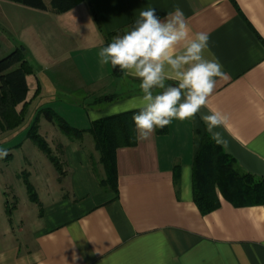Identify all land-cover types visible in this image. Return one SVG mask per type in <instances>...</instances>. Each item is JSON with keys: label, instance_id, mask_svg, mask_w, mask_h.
Wrapping results in <instances>:
<instances>
[{"label": "crops", "instance_id": "obj_1", "mask_svg": "<svg viewBox=\"0 0 264 264\" xmlns=\"http://www.w3.org/2000/svg\"><path fill=\"white\" fill-rule=\"evenodd\" d=\"M149 7L161 20L179 7L193 33L209 34L204 56L227 75L202 106L264 159V0H85L60 13L0 0V59L22 46L39 69L18 111L32 106L33 122L49 108L82 132L71 138L39 115L37 132L61 171L39 148L47 162L26 160L11 174L0 165V264H264V203L234 206L216 188L215 210L202 213L193 200V163L207 133L196 114L145 140L132 119L129 145L111 154L114 186L102 185L106 170L89 129L135 112L141 93L138 79L114 74L98 53ZM9 150L2 160L13 159Z\"/></svg>", "mask_w": 264, "mask_h": 264}, {"label": "clouds", "instance_id": "obj_2", "mask_svg": "<svg viewBox=\"0 0 264 264\" xmlns=\"http://www.w3.org/2000/svg\"><path fill=\"white\" fill-rule=\"evenodd\" d=\"M156 13L152 7L141 11L131 30L115 36L98 53L102 64L110 63L125 77L140 81L132 119L141 140L173 120L193 117L216 87V78L227 75L218 61L204 56L209 34L193 33L179 7L163 20ZM169 80L174 83L167 84ZM6 155L0 150V157Z\"/></svg>", "mask_w": 264, "mask_h": 264}, {"label": "trees", "instance_id": "obj_3", "mask_svg": "<svg viewBox=\"0 0 264 264\" xmlns=\"http://www.w3.org/2000/svg\"><path fill=\"white\" fill-rule=\"evenodd\" d=\"M23 5L36 9H49L51 12H64L77 3L85 0H48L47 7L45 0H12ZM109 44L106 42L105 46ZM27 66L31 71L27 59V52L24 47L17 46L14 51L3 59H0V126H5L7 130L16 128L21 121L22 115L16 116L15 107L24 102L26 91L28 90L25 72L22 68L8 70L11 65L18 62ZM112 66V65H111ZM117 74L119 68H113ZM100 100H111V97H102ZM135 112L125 113L114 119H106L94 122L90 133L94 136L96 148L101 152V161L106 170L107 178L102 181L103 186L113 188L114 162L112 159L113 150L119 145H129L131 139L132 117ZM43 115L46 120L56 124L60 131L67 136L79 137L81 131L71 128L60 117L49 108L41 109L38 116ZM37 116V117H38ZM28 129V138L38 148L44 152L57 170L61 171L58 161L51 155V151L45 140L38 134L37 119ZM113 121V122H112ZM164 129V128H163ZM163 129H159L162 131ZM164 131V130H163ZM194 164L193 177V200L202 213L215 210L219 201L216 197L215 189H219L221 194L234 206L256 205L264 203V177L245 172L240 168L235 160L226 155L223 149L214 141L209 134H204L200 139V146L197 149ZM28 197L32 202H38L37 196L27 177L23 178Z\"/></svg>", "mask_w": 264, "mask_h": 264}, {"label": "rangeland", "instance_id": "obj_4", "mask_svg": "<svg viewBox=\"0 0 264 264\" xmlns=\"http://www.w3.org/2000/svg\"><path fill=\"white\" fill-rule=\"evenodd\" d=\"M45 3L47 5V7H49V2L48 0H45ZM15 48L12 50L14 51ZM10 51V52H12ZM10 52H8L7 54L9 55ZM7 54L4 56L6 57ZM4 57H2L1 59H3ZM27 59L29 62V66L31 67V71L27 70V66L23 65L22 61L18 62L14 65H11V67L8 70H15L17 68H22L23 72H25V78L26 79V84H27V88L28 90L26 91V98H27V94L28 92L30 93L29 98H32V94H34L36 88H35V84H34V78H38V68L36 67L37 65H35L36 63L33 62V60L30 59L29 55L27 54ZM28 76H31L29 78V82L30 84L32 83V91H29V85H28ZM33 81V82H32ZM25 98V100H26ZM23 103V102H22ZM20 103V104H22ZM36 105H39V103H42V99H40L39 97L33 102ZM18 104V105H20ZM24 104V103H23ZM18 105L15 107L16 110V116H19L18 113L20 115H22V111H18ZM20 108V107H19ZM31 110H33V107H30V112H27V115H24L21 117V121L20 124L14 128V129H10L7 130L5 128V126H0V150H5L10 148V152L14 151V157H12V160H2L4 159L3 157H0V165L2 164H7L8 165V172L9 174L11 173H17V172H21L23 171L22 169H26V160H40L41 162H47V160L45 159V155L38 149V147H36V145H34L32 143V141L26 139L27 136V132H28V128H29V123L32 122V112ZM32 113V114H31ZM35 121V120H34ZM33 121V122H34ZM32 122V123H33ZM1 125V124H0ZM26 140V141H25ZM24 142V146L22 148V150H16L15 147H17V144L20 142ZM9 152V153H10ZM13 185H15L16 190L18 192V195L20 196L21 200H26L27 199V194L25 191V187L23 185L22 182H20L19 184L13 180ZM11 208V205L9 206Z\"/></svg>", "mask_w": 264, "mask_h": 264}, {"label": "water", "instance_id": "obj_5", "mask_svg": "<svg viewBox=\"0 0 264 264\" xmlns=\"http://www.w3.org/2000/svg\"><path fill=\"white\" fill-rule=\"evenodd\" d=\"M196 115L206 127L207 133L223 149L226 155L232 157L246 172L259 177L264 176V159L250 152L230 136L213 114L206 110L204 106H200ZM213 117L215 120L212 119Z\"/></svg>", "mask_w": 264, "mask_h": 264}]
</instances>
